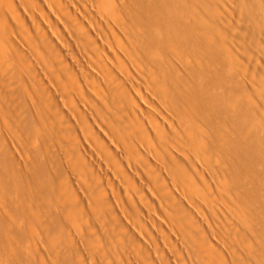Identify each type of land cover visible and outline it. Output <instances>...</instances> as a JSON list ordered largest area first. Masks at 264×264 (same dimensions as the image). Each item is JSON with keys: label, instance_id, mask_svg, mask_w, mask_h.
<instances>
[{"label": "bare ground", "instance_id": "1", "mask_svg": "<svg viewBox=\"0 0 264 264\" xmlns=\"http://www.w3.org/2000/svg\"><path fill=\"white\" fill-rule=\"evenodd\" d=\"M0 264H264V0H0Z\"/></svg>", "mask_w": 264, "mask_h": 264}, {"label": "rangeland", "instance_id": "2", "mask_svg": "<svg viewBox=\"0 0 264 264\" xmlns=\"http://www.w3.org/2000/svg\"><path fill=\"white\" fill-rule=\"evenodd\" d=\"M234 22H236V19L234 18ZM253 60V59H252ZM255 60V59H254ZM253 60V61H254ZM251 62V65H250V68H251V70L253 69V67H255V63H256V61H254V62ZM254 64V65H253ZM253 66V67H252Z\"/></svg>", "mask_w": 264, "mask_h": 264}]
</instances>
